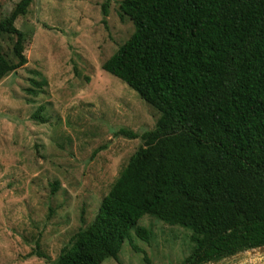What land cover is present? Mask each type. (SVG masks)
I'll list each match as a JSON object with an SVG mask.
<instances>
[{
	"label": "trees",
	"instance_id": "16d2710c",
	"mask_svg": "<svg viewBox=\"0 0 264 264\" xmlns=\"http://www.w3.org/2000/svg\"><path fill=\"white\" fill-rule=\"evenodd\" d=\"M32 2L21 0L0 22V32L17 35V62L0 46V81L27 63V35L14 23ZM109 4H103L105 17ZM120 14L135 29L102 68L160 117L142 134L116 132L143 144L95 219L56 259L39 256L52 264L120 262L133 230L151 241L153 232L138 226L148 214L192 231L194 248L180 264L216 262L263 246L264 0H122ZM34 117L45 121L39 112Z\"/></svg>",
	"mask_w": 264,
	"mask_h": 264
},
{
	"label": "rangeland",
	"instance_id": "374dc122",
	"mask_svg": "<svg viewBox=\"0 0 264 264\" xmlns=\"http://www.w3.org/2000/svg\"><path fill=\"white\" fill-rule=\"evenodd\" d=\"M20 1L0 0V22ZM106 1L33 0L14 23L27 35V63L0 81V264H52L39 252L56 259L95 219L104 196L143 144L140 137L116 132L142 134L160 117L102 68L135 29L120 14L122 0H109L105 17ZM16 39L0 32V46L12 62H17ZM37 112L45 121L34 117ZM138 226L153 232L151 241L133 230L120 262L108 257L102 264H180L194 248L192 231L182 226L149 214ZM206 264H264V249Z\"/></svg>",
	"mask_w": 264,
	"mask_h": 264
},
{
	"label": "water",
	"instance_id": "95a60500",
	"mask_svg": "<svg viewBox=\"0 0 264 264\" xmlns=\"http://www.w3.org/2000/svg\"><path fill=\"white\" fill-rule=\"evenodd\" d=\"M264 249V245L263 246H260V247H257V248H253V249H248V250H254V249ZM248 250H245V251H248ZM244 252V251H243ZM240 253H242V252H240ZM239 254V253H238ZM237 255V254H236ZM235 256V255H234Z\"/></svg>",
	"mask_w": 264,
	"mask_h": 264
}]
</instances>
